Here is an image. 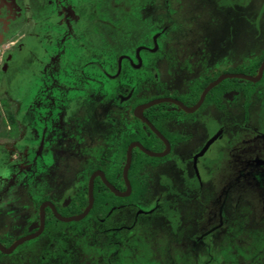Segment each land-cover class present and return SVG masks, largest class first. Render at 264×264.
<instances>
[{"label":"flooded vegetation","instance_id":"obj_1","mask_svg":"<svg viewBox=\"0 0 264 264\" xmlns=\"http://www.w3.org/2000/svg\"><path fill=\"white\" fill-rule=\"evenodd\" d=\"M26 1L0 0V45L27 25L24 42L11 41L0 64L21 73L0 108V245L30 237L0 254L39 237V264H148L129 250L139 228L156 221L175 240L184 205H198L180 240L195 255L221 242L241 201L257 211L250 208L254 218L264 213L261 193L244 190H264V68L256 81L229 76H255L264 52L244 69L219 67L223 51L196 29L204 16L198 0ZM218 1L207 2L216 11ZM221 75L228 76L193 110L177 103L193 107ZM94 146L100 153L93 156ZM222 161L229 178L205 200ZM91 177L92 204L82 218L61 221L44 204L65 217L81 213ZM18 214L23 231L14 237ZM57 222L81 224L67 230Z\"/></svg>","mask_w":264,"mask_h":264},{"label":"rangeland","instance_id":"obj_2","mask_svg":"<svg viewBox=\"0 0 264 264\" xmlns=\"http://www.w3.org/2000/svg\"><path fill=\"white\" fill-rule=\"evenodd\" d=\"M22 1L23 3L27 2L26 0ZM198 1L201 2L204 16L201 19V26L196 25V29L203 30L207 44H211L216 50L219 48L223 51L219 55L221 61L219 67L223 68L225 65H230L244 69L264 52V0H219L216 11L207 2L215 0ZM119 26L117 24L115 28L118 29ZM26 28L27 25L22 26L13 37H8L2 41L3 46L0 45V64L5 62V56L13 49L14 44H11V41L24 42ZM215 55L216 52L213 57ZM176 70L178 69H173V75H170L172 83L179 82V74L176 75ZM160 74L165 75L166 71L161 69ZM20 75L21 73L17 71L14 65L5 72L0 70V108L5 109L7 107L8 93L11 91L15 78ZM188 81L189 79H187ZM181 88L183 87L181 86ZM108 115H113V113H108ZM94 120L96 126L101 124V121L96 117ZM216 127L215 123L209 125V133L211 134ZM99 153L100 148L94 146L91 154L94 156ZM163 164L161 163V165ZM216 165L218 169L214 171L213 175L216 183H212L211 179H208L205 185V200L210 199L214 184L219 186L229 178L227 163L222 161ZM165 166L167 165L165 164ZM244 190L248 192V195L258 196L261 193L260 195L264 197V190L258 189L260 191L258 192L256 187ZM44 197L54 202L58 199V196L47 191L44 192ZM239 205L238 215L234 218V223L229 224L231 225L230 228L222 233L221 242L212 247H205L206 251L202 255L197 251L195 255L185 241L182 240L184 243L180 241L192 228L191 219L198 211V205L195 202L189 204L188 207L184 205L180 208L182 213L177 218L180 229L174 233L175 240L168 236V232L164 228L160 227V230L158 229V222L150 221L139 228L134 243H131L135 247L133 250L130 248L129 250L135 261L143 259L148 264H162V262L165 264L169 255H173L174 264H205V261L209 264H264V213L254 218L252 211L257 212L255 209L250 207L251 211L247 203L243 201ZM255 205L258 206L257 202H255ZM57 224V227L74 230L76 227L79 229L81 223L57 222ZM23 225V218L18 214L13 231L14 237L22 233ZM75 236L77 243L83 245L85 250L89 251V245L86 243L83 233L75 232ZM42 243L43 240L39 237L27 240L13 252L0 254V264H39L37 256L40 254ZM205 245L209 244L205 243Z\"/></svg>","mask_w":264,"mask_h":264},{"label":"water","instance_id":"obj_3","mask_svg":"<svg viewBox=\"0 0 264 264\" xmlns=\"http://www.w3.org/2000/svg\"><path fill=\"white\" fill-rule=\"evenodd\" d=\"M263 68H264V58H263V60L261 61L260 65H259V68H258V71H257V74H256L255 76L244 75V74H231V75H229V76H236V77L244 78V79H246V80L256 81V80H258V78L261 76V73H262ZM224 76H228V75H221L220 77H218L217 79H215L214 81H212L211 83H209V84L203 89V91L201 92V95H200V97H199L198 102H197L193 107H191V108H186V107L183 106L180 102H177V103H178L182 108H184V109H186V110H188V111L193 110V109H194V108H195V107H196V106L202 101V99H203V97L205 96V94L207 93V91H208L212 86H214L216 83H218V81H219L222 77H224ZM160 100H162V99L152 100V101L147 102L146 104L142 105V107L149 106V105H151V104H153V103H155V102H158V101H160ZM138 146H139L140 149H142L145 153H147V154H149V155H160V154H161V153L159 154V153L151 152V151L147 150L146 148L142 147L140 144H138ZM130 154H131V153H130V147H129V148H128V151H127V161H126V166H125V168H124V173L126 172V168L128 167V164H129ZM105 183H106L107 185H109L106 181H105ZM91 186H92V177L89 179V183H88V202H87V206L84 208V210H83L81 213H79V214H77V215L65 217V216L60 215V214L55 210V208L53 207V205H52L51 203H49V202H45L44 204L49 205L50 208L52 209V212H53V214L55 215V217H56L57 219L61 220V221L78 220V219L82 218V217L88 212V210H89V208H90V206H91V204H92V199H93V197H92V194H91ZM109 187H111V186H109ZM127 187H129V184H128V183H127ZM111 189H113V191H114L116 194L120 195V193H117V192L114 190V188L111 187ZM44 204H43V205H44ZM43 205H42V206H43ZM29 237H30V235L18 239L17 241H15L14 243H12L8 248H5V247H3V246L0 245V249H1L2 251H4V252H8V251H10V250H11L16 244L20 243L21 241H23V240H25V239H27V238H29Z\"/></svg>","mask_w":264,"mask_h":264},{"label":"trees","instance_id":"obj_4","mask_svg":"<svg viewBox=\"0 0 264 264\" xmlns=\"http://www.w3.org/2000/svg\"><path fill=\"white\" fill-rule=\"evenodd\" d=\"M210 94H208V96H209ZM209 98V97H208ZM81 199H82V201H81V205H83L84 204V202H85V197L83 196V197H81ZM99 199V197L98 196H96V200H98ZM76 211H78V210H76Z\"/></svg>","mask_w":264,"mask_h":264}]
</instances>
